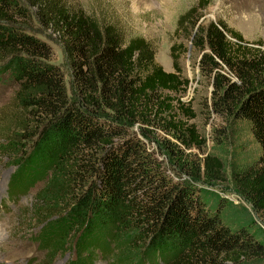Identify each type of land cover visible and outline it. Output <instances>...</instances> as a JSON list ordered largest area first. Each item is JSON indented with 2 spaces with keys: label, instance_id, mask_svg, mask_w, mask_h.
<instances>
[{
  "label": "trees",
  "instance_id": "16d2710c",
  "mask_svg": "<svg viewBox=\"0 0 264 264\" xmlns=\"http://www.w3.org/2000/svg\"><path fill=\"white\" fill-rule=\"evenodd\" d=\"M25 1L0 0V77L16 86L13 100L25 116L0 147L14 152L13 194L42 183L33 216L39 246L51 255L71 247L68 264H94L98 253L113 264H264V241L247 228V207L194 183L224 180L221 160L207 154L185 171L189 180H175L146 146L157 131L170 155L204 144L189 123L194 111L181 100L189 85L179 64L183 44L171 46L173 71L166 72L146 40H125L68 0ZM206 6L181 14L175 32L196 28L190 40L212 86L210 108L245 121L260 147L233 181L236 194L264 216L263 42L245 41L222 21L203 25L198 11ZM47 31L65 54L72 96L52 63ZM44 210L58 214L44 217Z\"/></svg>",
  "mask_w": 264,
  "mask_h": 264
},
{
  "label": "rangeland",
  "instance_id": "374dc122",
  "mask_svg": "<svg viewBox=\"0 0 264 264\" xmlns=\"http://www.w3.org/2000/svg\"><path fill=\"white\" fill-rule=\"evenodd\" d=\"M26 5L25 0H20ZM69 5L86 15L94 16L104 23L113 24L125 40L141 37L146 40L154 51V60L164 71L172 72L170 48L172 45L183 44L184 53L179 59L181 73L189 81L182 102L190 104L195 113L192 123L204 144L201 148L182 150L183 154L170 155L163 143L166 137L161 132L151 134L150 143L146 146L154 152L162 163L166 174L175 180H189L185 171L190 170L192 163L202 161L209 154L221 160L224 166V180L208 185L202 180L194 181L198 190L219 194L224 200L234 204H242L251 212L253 225L247 226L256 238L264 241V216L256 214L234 191L233 172L255 161L260 153L259 145L253 141L249 127L245 121L234 120L232 117H220L210 108L212 86L208 79L202 77L198 69L201 52L195 50L190 34L196 32L184 27L175 32L177 20L181 14L199 4L207 6L202 12L203 25L209 22L222 21L229 28L238 31L247 42L261 40L264 51V0H68ZM35 12V8H30ZM36 25V23H35ZM35 28V26H33ZM34 32H41L39 29ZM46 40L53 50L52 63L58 65L63 72L69 95L72 91L68 63L57 35L46 32ZM189 34V36H188ZM40 38L41 35L36 34ZM47 35V36H48ZM15 85L7 75L0 77V145L4 146L24 120V112L18 110L13 100ZM72 96V95H71ZM161 137V139H160ZM171 143L173 139L167 138ZM0 147V264H68L75 259V252L67 247L64 252L51 255L39 246L35 239L41 225L34 222L35 196L42 183H37L26 194L17 196L9 188L11 175L15 166L12 165L13 150ZM181 166H178V163ZM183 166V168H182ZM211 197V196H210ZM208 198V197H207ZM206 199V197H205ZM44 217H56L58 210H44ZM43 211V212H44ZM42 219L41 217L39 218ZM94 264H113L109 259L103 260L98 253Z\"/></svg>",
  "mask_w": 264,
  "mask_h": 264
}]
</instances>
